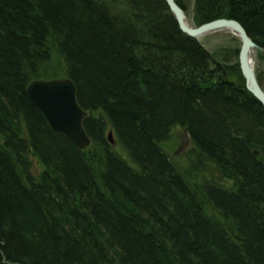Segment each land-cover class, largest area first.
<instances>
[{
  "label": "trees",
  "instance_id": "1",
  "mask_svg": "<svg viewBox=\"0 0 264 264\" xmlns=\"http://www.w3.org/2000/svg\"><path fill=\"white\" fill-rule=\"evenodd\" d=\"M193 1L195 26L216 7L264 49V0ZM212 64L164 0H0V264H264V107ZM60 77L89 153L26 94Z\"/></svg>",
  "mask_w": 264,
  "mask_h": 264
},
{
  "label": "water",
  "instance_id": "2",
  "mask_svg": "<svg viewBox=\"0 0 264 264\" xmlns=\"http://www.w3.org/2000/svg\"><path fill=\"white\" fill-rule=\"evenodd\" d=\"M166 1L172 11L175 10L173 14L175 15L180 30L198 42H200L199 38L201 36L203 37L205 29L215 31L222 28L224 29L225 24L228 23L231 27L230 29L236 31L242 45L239 61L242 74L248 80L247 90H249L264 107V90L258 83L257 77L254 73L255 71H253L254 69L252 70L250 68L249 63L246 60L248 50H257L258 46L247 35L245 29L237 22L226 21L221 22V25L208 23L202 27H190L187 23L184 11L175 4V1ZM27 94L54 132L70 139L79 147L84 143H89L88 139L90 138L87 136L88 134L85 132L83 126L89 113L84 111L80 106L77 97V88L71 79L62 78L38 82L35 81L30 85ZM108 139L111 145L115 144L112 131L109 133ZM187 143L188 135L185 134L183 136L182 145L178 148L176 154L183 153L187 148Z\"/></svg>",
  "mask_w": 264,
  "mask_h": 264
},
{
  "label": "rangeland",
  "instance_id": "3",
  "mask_svg": "<svg viewBox=\"0 0 264 264\" xmlns=\"http://www.w3.org/2000/svg\"><path fill=\"white\" fill-rule=\"evenodd\" d=\"M188 2V14L191 13L193 8V4L191 0H187ZM191 2V3H190ZM188 24L190 27H195L190 18H187ZM201 44L204 46L206 50H208L211 55H213V59L215 63L221 64L224 66L231 65L235 63L233 61V50L239 49L241 47V41L236 37L233 32H218L215 34H210L207 37H204L201 41ZM256 51V58L254 62V70L258 77L259 73L264 74V49L259 48ZM239 52V51H238ZM63 78V77H60ZM28 96V94H27ZM185 135L184 130H174L171 134L170 141L165 145L166 152L170 156L171 160H174L178 165L187 166V154L191 149L192 145L188 139L187 148L182 155L175 156V152L182 145L183 136ZM186 153V154H185Z\"/></svg>",
  "mask_w": 264,
  "mask_h": 264
},
{
  "label": "bare ground",
  "instance_id": "4",
  "mask_svg": "<svg viewBox=\"0 0 264 264\" xmlns=\"http://www.w3.org/2000/svg\"><path fill=\"white\" fill-rule=\"evenodd\" d=\"M175 1V4H177L178 5V7H180L183 11H184V15H185V17H186V19L187 18H190L191 20H192V18L190 17V14H188V12H186L185 10H184V7H182L181 5H180V3L178 2V0H174ZM192 1V0H191ZM164 2H166V4H167V1L166 0H164ZM188 2L189 1H186V5H189L188 4ZM191 3V2H190ZM194 3H195V1H192V4H193V6H194ZM168 5V4H167ZM169 7V6H168ZM209 9H208V11L207 12H209L210 14H213L216 18L215 19H213V20H211V21H209L208 23L209 24H215V25H221V22H224V21H226V22H237V23H239L244 29H245V27L238 21V20H235L234 18H231V19H225V18H223V17H218V15H216L215 14V12H220V10L219 9H217L216 7H208ZM169 9H170V11H171V13L173 14V12L175 11H172V9L169 7ZM173 16L175 17V15L173 14ZM187 23H188V21H187ZM192 23H193V21H192ZM208 23H206V24H208ZM203 25H205V24H202V25H200V26H196V27H202ZM220 27V26H219ZM222 28V27H221ZM231 27L228 25V23H226L225 24V27H224V29L222 28V29H220V30H208V29H205L204 31H205V33L203 34V37L201 36L200 38H199V43L201 44V41H202V39L204 38V37H207L208 35H210V34H215V33H218V32H233V33H235V35H236V37L239 39V37H238V35L236 34V31H234V30H231L230 29ZM228 29V30H227ZM245 31L247 32V30L245 29ZM247 35L249 36V34H248V32H247ZM191 38V37H190ZM240 40V39H239ZM202 45V44H201ZM202 47L204 48V46L202 45ZM241 47H242V45H241ZM241 47L237 50V49H234L233 50V61L235 62V63H233V64H231V67L233 68V69H235V71H237V73L239 74V76H240V78H241V82H242V84H239V83H241V82H238L237 83V80H238V76H237V74H235L234 76H232L231 78H229V81L231 82V83H233L232 85H234V82H236L238 85L237 86H240L241 85V87H244L245 86V88L247 89V79H246V77H244V75L242 74V70H241V68H240V61H239V57H240V51H241ZM239 51V52H238ZM210 53V52H209ZM211 54V53H210ZM57 55V51L56 50H54L53 51V53H52V58L53 57H55ZM212 56V60H213V64H212V69H215V68H217V67H220V68H222L224 65H221V64H217V63H215V61H214V59H213V55H211ZM246 60H247V62L249 63V66H250V68L253 70L254 69V62H255V58H256V51L254 50V49H250V50H248V52H247V54H246ZM253 71H255V70H253ZM255 73V75H256V72H254ZM256 77H257V75H256ZM257 80H258V77H257ZM35 81H45V79L43 78V79H36ZM35 81H33V82H35ZM33 82H31L30 83V85L33 83ZM258 83H259V85H260V87L263 89V87H262V85L260 84V82H259V80H258ZM30 85H28V87H27V90H26V94H27V91H28V89H29V87H30ZM264 90V89H263ZM248 92L249 93H251L249 90H248ZM28 98H29V100H30V102H31V104H33V106L34 107H36L35 105H34V103L32 102V100H31V98H30V96H28ZM39 111V110H38ZM88 113V112H87ZM90 114L88 115V117L86 118V120H85V122H84V124H83V126H84V130H85V127H86V122H87V119H89L90 118ZM46 120V119H45ZM47 122V121H46ZM47 125L49 126V128L51 129V127H50V125L47 123ZM52 130V129H51ZM53 131V130H52ZM185 131V133H188L187 132V130L185 129L184 130ZM54 132V131H53ZM85 132L87 133V131L85 130ZM54 133H56V132H54ZM57 135H59V136H62L61 134H58V133H56ZM20 136V135H19ZM88 137H89V135H87ZM62 137H64V136H62ZM65 139H67L69 142H71L75 147H76V149L77 150H79V151H81V152H83V153H89V151L91 150V147H92V145H93V141L91 140V139H88L89 140V143L87 144V143H84V144H82V145H80L81 147H79V146H77L74 142H72L70 139H68V138H66V137H64ZM90 138V137H89ZM21 141H24V137H22L21 139H20ZM170 141V140H169ZM168 141V142H169ZM167 142V143H168ZM166 150V149H165ZM177 152V151H176ZM176 152H175V156H179L180 154H176ZM181 155H182V153H181ZM170 157V156H169ZM33 169V172H34V174L37 176L38 174H39V170L37 169V168H35V167H33L32 168Z\"/></svg>",
  "mask_w": 264,
  "mask_h": 264
}]
</instances>
